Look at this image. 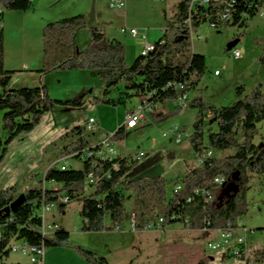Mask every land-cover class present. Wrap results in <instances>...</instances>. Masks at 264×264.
I'll use <instances>...</instances> for the list:
<instances>
[{
	"label": "trees",
	"instance_id": "trees-1",
	"mask_svg": "<svg viewBox=\"0 0 264 264\" xmlns=\"http://www.w3.org/2000/svg\"><path fill=\"white\" fill-rule=\"evenodd\" d=\"M228 1L211 0L208 6H200L199 12L208 14L205 22L209 19L217 28H244L259 14L263 3L262 0H235L231 18L222 21L220 13ZM31 3L32 0H0L1 7L18 12L29 10ZM190 9L191 0H181L175 17L167 19L164 34L155 42V50L147 56L140 54L132 65L127 62L125 43L110 38L103 27L88 26L84 13L48 22L42 32L43 65L38 72L47 75L56 70H89L104 85L102 97L96 98L99 102L119 106L126 105L134 97H147L150 102L166 108L185 91L195 89L207 69L206 57L193 51L192 32L185 23ZM202 23L198 21L197 27ZM86 27L89 28L90 41L81 49L77 36ZM259 44L264 49V42ZM4 56L5 34L0 28V112H3V131L8 134L5 139L0 136V162L16 137L31 132L54 102H63L52 99L46 85H11L15 70L5 68ZM259 59L264 64V52ZM180 84L184 87H179ZM120 85L124 88L119 97H113L112 92ZM237 95L235 103L223 107L208 105L202 96H197L186 107H177L156 116V120L164 121L182 111L197 109L189 142L202 163L187 166L179 180H168L164 175L129 177L140 161L133 160L132 155L122 154L113 160L91 156L83 160L79 168L48 167L44 180L57 183L58 189L37 186L17 193L16 187L12 186L0 191V258L8 255L13 240H24L35 247H73L90 264H112L106 256L83 245L72 244L70 231L64 227L57 228L52 236L44 235L39 211L45 202L66 207L74 201H81L83 231H121L126 228V191H132L134 195L137 231H143L148 223L160 218L164 220L163 228L174 223L189 230L238 228L240 219L248 212L249 177L252 173L264 174V144L254 143L257 125L264 120V91L262 85H258L246 94V87L241 86ZM84 98L85 95L82 100ZM70 102L74 101H66ZM207 112L213 114L218 130L209 135V142L205 144ZM237 127L243 130V141L237 136ZM74 130L76 138L64 147L62 156L91 147L92 137L97 135L88 133L82 126ZM127 130L124 124L120 125L110 139L113 143L122 139ZM228 149L236 152L222 157L208 154L212 150ZM80 157L81 153L76 155V159ZM90 175L94 191L87 194ZM219 176L225 178L223 184L215 183ZM171 184L174 186L170 192ZM229 184H235V187L229 188ZM178 185L181 188L177 190ZM199 189L207 190L208 194H198ZM21 194L25 195L24 200L13 211L11 205ZM63 196L68 197L67 203L60 200ZM255 255L256 263H264V244ZM228 257L224 255V258ZM248 262H252V256L248 257ZM198 264L207 262L201 260Z\"/></svg>",
	"mask_w": 264,
	"mask_h": 264
},
{
	"label": "rangeland",
	"instance_id": "rangeland-1",
	"mask_svg": "<svg viewBox=\"0 0 264 264\" xmlns=\"http://www.w3.org/2000/svg\"><path fill=\"white\" fill-rule=\"evenodd\" d=\"M180 1L125 0L130 16L138 18L136 21L140 22V31L150 41H158L162 37L166 20L175 17ZM43 4L44 0H32L26 12L4 8L2 24L0 23L5 34L4 65L8 70L16 69L14 84L46 85L50 97L63 102H54L31 132L19 135L8 146L6 157L0 162V191L15 186L17 193H21L31 187L48 186L49 182L44 180L45 172L63 157L64 147L76 138L75 127L82 126L87 129L89 119L95 117L100 122L101 130L92 137V143L99 142L124 124L122 122H125L127 110L135 109L139 105L138 97L128 100L126 105L119 106L99 102L96 98L102 97L104 85L101 79L89 70H56L47 75L38 72L43 65L44 23L87 13L88 26L103 27L108 35H113L116 23L122 21L118 14L121 12L111 8L107 0H56L52 5ZM13 16L18 17L12 18ZM121 34V39L129 43L127 62L132 65L141 54V40L144 35L133 37L130 33ZM79 39L89 43L88 27L79 32ZM259 42H264V11L251 18L244 28H212L208 23L200 26L194 34L193 51L206 57L207 69L199 85L190 91L189 101L202 96L208 105L223 107L238 100L237 93L241 86L246 87V94L258 85H262L264 91V64L259 59L264 49ZM237 49L241 51L238 58L234 57V51ZM24 63H27L28 67L22 68ZM216 70L220 71L219 75L215 74ZM123 88V85H120L111 95L119 97ZM83 95L85 98L82 100ZM69 100L74 102L66 103ZM177 107L172 103L167 112ZM196 112L197 109H189L164 121L156 120L157 115L151 116L136 129L127 128L126 135L114 142L119 153H148V156L129 173V177L164 175L168 180H179L184 176L187 166L201 165L189 142ZM2 115L1 111L0 136L5 139L8 134L3 131ZM175 124L179 129L178 133L183 137L180 142L176 141V134L168 132L165 135ZM217 130L218 125L214 117L207 118L204 128L205 144L209 142V135ZM102 132L107 135L99 137ZM236 132L239 140L243 141V130L237 127ZM254 143L264 144V120L257 125ZM235 152L233 149L214 150V155L222 157ZM69 161L72 167L82 166L78 159ZM173 186L174 184L169 186L170 192ZM230 187H235V184H229ZM86 191L87 194L92 193L93 186L87 185ZM125 198L128 218L124 230L83 231V218L80 214L82 202L74 201L66 207L54 208L46 214V222L51 225L49 236H52L57 228L64 227L70 231L72 244L83 245L104 255L112 264H198L201 260H205L207 264H246L245 260L229 254L225 249H209L208 243L219 239L216 231L205 233L202 230H189L178 223L160 230L134 231L130 224L134 206L133 192L126 191ZM248 201V212L242 217V222L250 229L247 235L250 246L248 257L252 256V262L247 260V264H264L255 262V254L264 244V174L250 175ZM238 233L244 235L242 231ZM226 254L228 258H224ZM27 259L22 253L9 252V255L0 259V264L24 262ZM44 264L90 263L73 247L61 246L46 248Z\"/></svg>",
	"mask_w": 264,
	"mask_h": 264
},
{
	"label": "built area",
	"instance_id": "built-area-1",
	"mask_svg": "<svg viewBox=\"0 0 264 264\" xmlns=\"http://www.w3.org/2000/svg\"><path fill=\"white\" fill-rule=\"evenodd\" d=\"M108 4L111 8H113L116 11H123L125 10L126 7V2L125 0H107ZM211 0H191V9L189 11V16L188 19L186 20V25L191 29L192 32V39L194 38V34L200 26L197 27V22L201 21L203 24L208 23L210 27L212 28H217L216 23L211 22L207 20L205 22L206 17L208 18L207 13H201L200 11V6H208L210 4ZM262 6L259 8V13L264 11V0H262ZM235 3V0H230L226 5L223 7L222 12L220 13L219 19L222 21H227L231 18L232 16V11L231 8L233 7ZM201 13V14H200ZM4 15V8L0 6V23L2 21ZM206 16V17H205ZM198 18L200 20H198ZM201 25V26H202ZM1 27V26H0ZM122 32H129L133 37H139L140 35H144L143 39V45L141 49V54L144 56H147L151 51L155 50V42H150L146 38V35L143 34L139 29L137 28H129L127 26H124L121 28ZM241 56V51L240 50H235L234 51V57L238 58ZM215 74H220L219 70H216ZM15 75V74H14ZM14 75L12 76L11 80V85H15L14 82H16ZM179 87H184V84H180ZM189 99H190V91H185L183 94H181L178 98L173 100L172 102L176 104L178 107H186L189 104ZM163 107L159 104L152 103L148 100L147 97H144L143 101L137 106L135 109H129L126 112L125 116V122L124 125L128 129H134L140 126L141 124L144 123V120L148 116H156L158 115ZM213 114L208 113V118H212ZM87 130L90 133H98L101 128L98 125V121L95 117H91L89 119L88 125H87ZM179 129L177 126H175V129L171 128L168 132L172 134H176V141L180 142L183 137L182 134L178 133ZM168 132H165V135H167ZM177 132V133H176ZM81 153L80 160L81 162L85 160L88 157L91 156H97L103 160H113L117 158L118 156L122 155L119 153L118 149L115 147L114 143L110 139V135H108L105 138H102L99 142L93 143L91 147H87L85 150L73 154H69L66 156L61 157L57 161L53 163V165L57 167H67L70 168L72 167V164L70 163L69 159H76V155ZM209 155L212 156V151L208 153ZM147 153L145 151H139L135 154H132V159L133 160H143L146 158ZM196 157L199 158L197 154H195ZM128 156V155H127ZM200 159V158H199ZM202 163V159H200ZM115 168L118 169L119 165L116 164ZM92 180V175H90V178L88 179L89 184ZM225 182V178L222 176H219L215 179V183L217 184H223ZM54 183V182H53ZM54 189H58L59 186L57 183H54L53 186H51ZM49 187V188H51ZM181 186H177L176 189H180ZM198 194H203L207 195V190L205 189H199L197 190ZM211 198V196H209ZM208 198V199H209ZM62 202L67 203L68 202V197L63 196L60 198ZM54 208H58V205L56 202H48V203H43L41 209H40V215L43 218V227H42V232L44 235H49V231L51 228L50 224H47L46 222V214L51 211ZM163 222L164 220L160 218L157 222H150L146 225L145 229L143 231H152V230H160L163 228ZM130 224L134 231H136L135 228V223H134V214H132L131 219H130ZM239 227H233L229 226L225 229H216L213 231L218 232L219 234V239L216 241H210L208 243L209 249L212 251H217L220 249H225L228 251L229 254L241 258L245 260L247 264L248 260V254H249V245H248V239L247 235L250 232V229L242 226L240 221H239ZM244 232V235L239 234V231ZM205 232H209L206 228L203 229ZM212 231V230H211ZM2 238V232L0 228V240ZM45 251L46 248L45 246H40V247H35L30 244H28L24 240H13L11 244L9 245V252H18L22 253L23 255L28 256V262L22 263V264H44V258H45Z\"/></svg>",
	"mask_w": 264,
	"mask_h": 264
},
{
	"label": "crops",
	"instance_id": "crops-1",
	"mask_svg": "<svg viewBox=\"0 0 264 264\" xmlns=\"http://www.w3.org/2000/svg\"><path fill=\"white\" fill-rule=\"evenodd\" d=\"M56 0H44V4L43 5H45L46 3H49L50 5H52L54 2H55ZM133 9V8H132ZM55 11V14H57V9H55L54 10ZM117 12H121V14L120 13H118L119 14V16L121 17V19H122V21H120V22H118V23H116V25H115V28H116V31H115V33L113 34V35H108L110 38H115V39H117V40H120V41H122L123 43H125V45H126V47H127V49L129 50V43L127 42V41H125V39H121V28L122 27H124V26H127V27H129V28H137V29H139V25H140V22H138V21H136L137 19L135 18V16H130V14H129V12H128V10L126 9V7H125V10H123V11H117ZM85 15H86V18L88 17V15H87V13H84ZM164 14H165V17H167V13L166 12H164ZM4 16V15H3ZM16 17H18V16H13L12 18H16ZM167 19V18H166ZM2 20H3V18H2ZM167 21V20H166ZM2 22V21H1ZM2 24V23H1ZM47 24V22L46 23H44V25H42V32H43V28H44V26ZM1 26V25H0ZM165 26H166V24H165ZM0 28H2L3 30H4V27H0ZM140 30V29H139ZM164 30H165V27H164ZM121 31V32H120ZM142 32V31H141ZM122 33H125V34H128L129 32H122ZM143 33V32H142ZM79 41L81 42V43H79ZM148 41H150V40H148ZM150 42H156V41H150ZM77 44L79 45V48H83V46H86V44H88L86 41H84V39H79V33H78V36H77ZM84 44V45H83ZM141 44L143 45V38H142V40H141ZM141 49L142 48H140V52H141ZM24 66H26V67H28V65H27V63H24V65H22V68L24 67ZM30 68V67H29ZM14 70H16V69H14ZM33 72V71H32ZM216 72V71H215ZM217 75H219V74H217ZM15 85H17L16 83H15ZM139 98V103L138 104H140L142 101H143V99H144V97H138ZM172 101L168 104V106L166 107V108H162L163 109V111H161L159 114H161V113H166L167 112V110L168 109H170L171 108V105H172ZM175 105V104H174ZM172 110H173V108H172ZM158 114V115H159ZM149 117H151V116H148V118ZM98 121V120H97ZM122 123H124V121L122 122ZM144 123H145V120H144ZM98 125H100V122H98ZM142 125V124H141ZM177 124H175V125H173V126H171L170 128H169V130L172 128V127H175ZM134 129H136V128H134ZM167 132H168V130H167ZM113 133V132H112ZM112 133H110V134H112ZM103 134H105V135H107V133H104V132H102V133H100L98 136L99 137H101ZM109 134V135H110ZM224 152L225 151H223V154H224ZM120 154H122V153H120ZM123 154H125V155H129L128 153H123ZM212 156H215L214 155V150H212ZM223 156H226V155H223ZM201 162V161H200ZM91 183V182H90ZM89 183V184H90ZM88 184V185H89ZM54 185V183L53 182H49V185L47 186V187H51V186H53ZM91 185V184H90ZM59 186V185H58ZM133 212H134V206H133ZM133 212H132V214H133ZM132 216V215H131ZM127 218H128V215H127V213H126V220H127ZM127 223V222H126ZM240 223H241V225L242 226H245L244 225V223L242 222V218L240 219ZM246 227V226H245ZM201 231V230H200ZM203 231V230H202ZM241 231V230H240ZM205 232V231H204ZM209 232H211V231H209ZM205 233H208V232H205ZM240 234V233H239ZM249 248H250V246H249ZM18 253V252H17ZM8 255H9V253H8ZM28 257V256H27ZM3 258V257H2ZM2 258H0V259H2ZM45 259V258H44ZM28 260V259H27ZM27 260L26 261H24V262H14V263H12V264H22V263H26L27 262ZM2 264H4V263H2Z\"/></svg>",
	"mask_w": 264,
	"mask_h": 264
},
{
	"label": "water",
	"instance_id": "water-1",
	"mask_svg": "<svg viewBox=\"0 0 264 264\" xmlns=\"http://www.w3.org/2000/svg\"><path fill=\"white\" fill-rule=\"evenodd\" d=\"M25 195L21 194L11 205L13 211L23 202Z\"/></svg>",
	"mask_w": 264,
	"mask_h": 264
},
{
	"label": "bare ground",
	"instance_id": "bare-ground-1",
	"mask_svg": "<svg viewBox=\"0 0 264 264\" xmlns=\"http://www.w3.org/2000/svg\"><path fill=\"white\" fill-rule=\"evenodd\" d=\"M61 169L65 170V169H68L67 167H60Z\"/></svg>",
	"mask_w": 264,
	"mask_h": 264
}]
</instances>
